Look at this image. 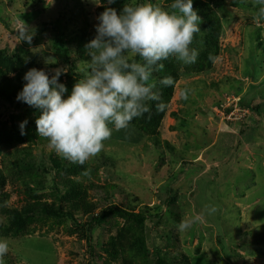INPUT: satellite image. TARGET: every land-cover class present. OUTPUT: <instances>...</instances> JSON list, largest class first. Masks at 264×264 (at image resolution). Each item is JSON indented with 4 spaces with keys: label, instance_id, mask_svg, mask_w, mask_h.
<instances>
[{
    "label": "rangeland",
    "instance_id": "1",
    "mask_svg": "<svg viewBox=\"0 0 264 264\" xmlns=\"http://www.w3.org/2000/svg\"><path fill=\"white\" fill-rule=\"evenodd\" d=\"M138 1L42 0L33 5L31 0H0V80L23 78L32 67H62L60 79L70 93L84 69L71 70L55 50V31L48 24L68 25L74 49L81 33L95 34L101 7ZM231 1L214 3L223 23L219 56L210 65L197 59L192 72L178 61L181 75L156 133L139 129L133 120L113 130L81 170H52L49 157L58 154L36 132L40 112L16 97L0 98V197H9L0 203V238L9 242L5 264H158L159 258L170 264H264V14L259 11L264 0ZM152 2L167 5L166 0ZM24 24L34 33L31 44L17 35ZM201 25L193 40L201 39ZM49 57L55 63L45 66ZM156 91L160 94L158 86ZM157 103L149 102L151 113ZM217 107H225V113L212 115ZM27 146L36 155L44 153L46 166L14 165L10 153ZM68 177L98 185L87 193L95 213L114 204L135 211L149 207L146 247L133 244L138 225L118 216L90 227L80 213L75 224L31 212L24 215L22 233L6 234L2 227L8 224L9 207L52 201ZM209 205L216 208L211 215ZM182 220L193 221L192 226L178 230ZM9 227L15 233L18 226Z\"/></svg>",
    "mask_w": 264,
    "mask_h": 264
},
{
    "label": "clouds",
    "instance_id": "2",
    "mask_svg": "<svg viewBox=\"0 0 264 264\" xmlns=\"http://www.w3.org/2000/svg\"><path fill=\"white\" fill-rule=\"evenodd\" d=\"M116 3L107 0L108 5ZM259 11L264 14V7ZM200 22L193 0H173L167 9L152 0L126 4L120 10L105 7L96 17L94 37L85 45L91 63L70 93L60 79L62 67H32L25 72L16 99L40 112L36 132L58 155L84 164L101 152L113 130L127 128L149 112L150 101H157V109L164 110L153 71L162 70L160 62L170 57L185 65L197 62L199 51L190 46L200 32ZM17 35L31 44L34 33L24 24ZM125 53L139 61L129 63ZM43 63L47 66L55 60L49 57ZM159 84L170 87L174 81L165 76ZM27 124V120L20 123L21 135ZM206 210L209 215L216 212L212 205ZM192 223L182 220L178 230H187ZM8 252V240L0 238V264H5Z\"/></svg>",
    "mask_w": 264,
    "mask_h": 264
},
{
    "label": "trees",
    "instance_id": "3",
    "mask_svg": "<svg viewBox=\"0 0 264 264\" xmlns=\"http://www.w3.org/2000/svg\"><path fill=\"white\" fill-rule=\"evenodd\" d=\"M42 0H31L33 5H38ZM71 2H76L77 0H69ZM126 2V0H123ZM223 1V0H222ZM138 2H143L139 0ZM173 0H166V9L169 8ZM232 4H239L240 0H232ZM214 3L217 5L218 0H193V7L198 11V15L201 17V39L193 40L192 47L199 51L198 60H206L210 65L213 60L219 56L221 45V32L223 31V23L220 18L219 13L214 8ZM121 4V3H120ZM72 3H67L66 7H70ZM114 8L120 10L122 5H116ZM100 11L105 10V6L99 9ZM48 26H51L55 31L54 36V47L59 54H63L67 65H70L71 70L75 72L76 69L87 68V65L91 63V58L87 55L85 50V45L90 41L95 34L92 32H83L80 35V38L77 40V47L75 46L72 49L71 37H68L72 33V29L67 25L60 26V23H50ZM68 37V39H67ZM76 41V40H75ZM71 54H75L71 56ZM212 56L214 59H209V56ZM126 57V56H125ZM127 58V57H126ZM129 63L136 62L138 59L127 58ZM162 70L153 71V79L157 82L158 89L160 90V95L164 98V104L167 105L169 100L172 98L174 91V85L180 78V65L176 59L173 60L170 57L168 60L162 63ZM200 68V67H199ZM198 68V69H199ZM186 69L190 72L193 71L191 65L186 66ZM171 76L173 78L174 84L170 87H164L159 84V81L165 77ZM24 84L23 78L18 76L14 78H4L0 80V98L5 97L7 99H13L17 97L19 91H21L20 85ZM155 109V108H154ZM166 112V107L163 111L156 109L153 113L150 111L145 113L143 117L134 119L138 121V128L143 131H148L151 134H155L157 131V126ZM15 166L18 167H33L37 163H41L43 166H46V161L44 153L36 155L33 149L30 146L24 147L22 149H15L10 153ZM32 165V166H31ZM49 166L52 170H56L57 173L73 172L76 170H81L82 164L73 163L61 155H50L49 157ZM84 172V171H83ZM3 175L0 174V179H3ZM64 183L62 189L56 188L53 196H56L52 201H40L37 203H27L19 210L17 207H9V218L8 224L2 228L9 235H19L22 233L21 226L24 223V215L31 212H40L43 215L48 217H53L57 219L70 218L74 221L75 224H79L76 218L77 214H82L87 218V225L93 226L94 224H102L106 222L110 216H118L132 223L138 225L140 228L139 231H135L134 246L139 250H142L143 247H146L147 234L144 227L146 226L147 219L150 217L151 209L149 207H144L140 211H135L129 207H125L119 204H114L106 208L101 209L100 212L95 213L96 205L90 203L87 198V193L90 189H98V185L89 179L85 182V185L71 179L70 177L64 178ZM28 185V183H27ZM55 186V185H54ZM30 187V185H29ZM56 187V186H55ZM107 192L112 191V189H107L103 187ZM55 197V196H54ZM8 194H3L0 197V203L5 204L8 202ZM9 224H14L17 227L15 233H12V229L9 227ZM20 226V227H19ZM1 228V229H2ZM158 264H170L167 263L163 258L158 259ZM172 264V263H171Z\"/></svg>",
    "mask_w": 264,
    "mask_h": 264
},
{
    "label": "built area",
    "instance_id": "4",
    "mask_svg": "<svg viewBox=\"0 0 264 264\" xmlns=\"http://www.w3.org/2000/svg\"><path fill=\"white\" fill-rule=\"evenodd\" d=\"M239 100V99H238ZM225 107H217L215 108V111H213L214 114H218V113H221V114H224L225 113Z\"/></svg>",
    "mask_w": 264,
    "mask_h": 264
},
{
    "label": "water",
    "instance_id": "5",
    "mask_svg": "<svg viewBox=\"0 0 264 264\" xmlns=\"http://www.w3.org/2000/svg\"><path fill=\"white\" fill-rule=\"evenodd\" d=\"M212 115H215L213 112H211Z\"/></svg>",
    "mask_w": 264,
    "mask_h": 264
}]
</instances>
